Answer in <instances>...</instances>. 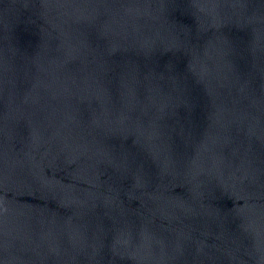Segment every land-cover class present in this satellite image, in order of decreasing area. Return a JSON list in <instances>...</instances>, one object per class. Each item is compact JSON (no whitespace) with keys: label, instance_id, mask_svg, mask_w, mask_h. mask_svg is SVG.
<instances>
[{"label":"water","instance_id":"water-1","mask_svg":"<svg viewBox=\"0 0 264 264\" xmlns=\"http://www.w3.org/2000/svg\"><path fill=\"white\" fill-rule=\"evenodd\" d=\"M0 264H264V0H0Z\"/></svg>","mask_w":264,"mask_h":264}]
</instances>
